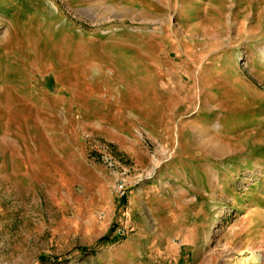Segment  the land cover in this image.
Here are the masks:
<instances>
[{"label":"rangeland","instance_id":"1","mask_svg":"<svg viewBox=\"0 0 264 264\" xmlns=\"http://www.w3.org/2000/svg\"><path fill=\"white\" fill-rule=\"evenodd\" d=\"M0 264H264V0H0Z\"/></svg>","mask_w":264,"mask_h":264},{"label":"crops","instance_id":"2","mask_svg":"<svg viewBox=\"0 0 264 264\" xmlns=\"http://www.w3.org/2000/svg\"><path fill=\"white\" fill-rule=\"evenodd\" d=\"M115 104H121V102H114ZM105 130V136L112 142H116L118 143V145L121 142H127V139H131V137L127 134V133H123L122 129L119 131L117 128L114 129L113 127H108V128H104ZM132 132V131H130ZM127 150L128 152L133 151L134 152V147H132V145H130V147L127 145Z\"/></svg>","mask_w":264,"mask_h":264},{"label":"built area","instance_id":"3","mask_svg":"<svg viewBox=\"0 0 264 264\" xmlns=\"http://www.w3.org/2000/svg\"><path fill=\"white\" fill-rule=\"evenodd\" d=\"M126 184L124 183V181L122 180V178H119L115 184V189L117 191V193L121 196L125 195L126 193V188H125ZM126 234V230L125 229H119L118 231V235L120 236H124Z\"/></svg>","mask_w":264,"mask_h":264},{"label":"bare ground","instance_id":"4","mask_svg":"<svg viewBox=\"0 0 264 264\" xmlns=\"http://www.w3.org/2000/svg\"><path fill=\"white\" fill-rule=\"evenodd\" d=\"M177 222H175V224H176Z\"/></svg>","mask_w":264,"mask_h":264},{"label":"trees","instance_id":"5","mask_svg":"<svg viewBox=\"0 0 264 264\" xmlns=\"http://www.w3.org/2000/svg\"><path fill=\"white\" fill-rule=\"evenodd\" d=\"M116 237V236H115Z\"/></svg>","mask_w":264,"mask_h":264}]
</instances>
